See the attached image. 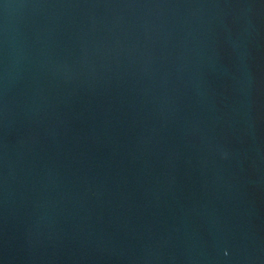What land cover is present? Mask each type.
<instances>
[{"label":"water","instance_id":"1","mask_svg":"<svg viewBox=\"0 0 264 264\" xmlns=\"http://www.w3.org/2000/svg\"><path fill=\"white\" fill-rule=\"evenodd\" d=\"M0 264H264V0H0Z\"/></svg>","mask_w":264,"mask_h":264}]
</instances>
